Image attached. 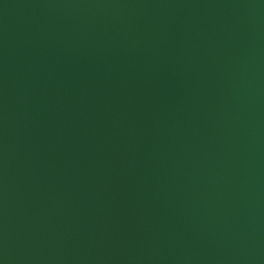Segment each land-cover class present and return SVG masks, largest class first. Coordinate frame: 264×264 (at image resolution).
<instances>
[{"label":"water","instance_id":"water-1","mask_svg":"<svg viewBox=\"0 0 264 264\" xmlns=\"http://www.w3.org/2000/svg\"><path fill=\"white\" fill-rule=\"evenodd\" d=\"M0 264H264V0H0Z\"/></svg>","mask_w":264,"mask_h":264}]
</instances>
